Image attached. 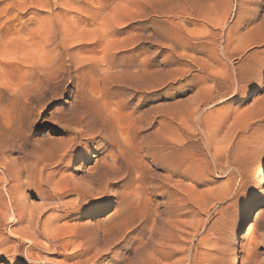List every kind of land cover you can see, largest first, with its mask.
I'll use <instances>...</instances> for the list:
<instances>
[{
	"label": "rangeland",
	"instance_id": "374dc122",
	"mask_svg": "<svg viewBox=\"0 0 264 264\" xmlns=\"http://www.w3.org/2000/svg\"><path fill=\"white\" fill-rule=\"evenodd\" d=\"M35 1L30 0L36 4ZM127 1L130 6L145 12L144 14L147 15L143 14L142 24L145 25L143 29L136 28L139 22L134 20L122 26V31L133 30L132 33L137 31V33H143L144 38L134 48L131 46L112 47L111 56L124 61L143 59L142 62H144L147 70L156 69V65H159L161 60L166 61L164 64L165 74L169 72L167 75L170 76L171 74V77L176 79L161 89L130 91L129 96L125 98L120 94L121 90L118 87H108L101 80L102 70L105 67L104 52L101 51L105 48L102 45L103 42H89L92 44H89L88 48H82V51H79L78 56L86 59L83 63L72 61L65 55L61 62L53 67L55 69L52 67L47 70L36 68L50 56L52 47L50 45L51 40H47L51 35L47 33L48 30L44 24L50 20L57 21L56 29L58 31H56L59 36L63 35L64 24H67L69 19L76 14L75 11H70L69 14L66 11L64 13L60 10L66 9V7L55 4V1L51 0L53 13L46 10L45 7L35 5L19 12L14 10L6 19L1 11L5 3L4 0H0V264H78L75 262H82L83 260L85 263L93 257H95V259L93 258L95 261L90 259L91 263L88 260L89 262L85 264H175V262L176 264H212L211 261L213 262V260V264H229V259L233 254L237 257L238 264H264V188H260L258 183L261 163L264 161V86L259 84L260 73L255 79V84L246 81L241 82V85H246V88L239 95L212 103L214 106L210 104L208 107L202 106L201 108L204 109L205 113L214 112L213 120L217 119L216 123L218 124L221 123L219 118L225 119L230 116L233 117H230V120L240 122L243 119L244 122H249V129L244 130L238 137L240 139L239 144L242 143L243 145L233 147L235 150L230 149V161L227 160L226 162L225 158L222 157L219 159L220 162L216 168L213 165L210 167V163L206 166L207 168L202 169L197 165L193 171L191 170L193 180L187 178L184 181L185 188L190 187V189L185 190L183 188V190L181 188V191L178 189L179 192L175 190L174 197H168V193H162V195L160 193L159 195L153 188L163 173L151 158V152L157 145L156 137L161 130L160 127H162L159 108L164 105L167 106L174 98L180 101L179 103H182L183 107H188L194 96L200 91L198 87H210L216 84L211 77L212 75L227 78L231 74L232 66L230 68V65L232 63L222 54L224 49L235 52L236 48L237 50L246 48L245 52L240 54L241 56L234 55L232 57L235 66L243 63L254 64L253 68L255 69L257 68L255 67L257 61L264 59V36L261 35L264 26V0ZM2 3L4 4L2 5ZM152 9L158 10L160 15H153ZM60 12L62 15L57 16L56 14ZM55 17L58 18L55 19ZM14 26L23 27V30L14 33V35L8 34L6 36V31ZM90 28L93 29L94 27L90 26ZM167 31L172 35L168 34ZM151 32L156 33V36H152ZM123 36V34L112 35L110 40H119ZM187 37L189 40L186 42ZM194 37L201 39L194 43ZM242 42H246V44ZM191 47H195V49ZM193 55L195 56L193 57ZM250 59L253 61L252 63L249 62ZM206 62L210 64L207 63L206 65ZM199 63L204 66L200 65L201 67H199ZM180 66L184 67L181 68ZM248 66L250 67V65ZM259 66L257 71L264 70V61L260 62ZM180 69L184 72H181ZM77 89H81L85 101L99 108L98 111L103 115H106L103 108L104 104L110 103L112 105L110 109L118 113L119 122L122 125H134L139 118L145 125L142 138L136 135L132 125L123 133L114 130V134L117 132L116 135L119 136L115 135V138L121 142L119 143L116 139L122 152L125 153V159L143 160L146 171L145 185L141 182L132 184L129 181L127 184L122 181L119 185L121 189L122 186L125 188L123 193L126 195L124 196L125 200L121 199L120 203L119 199H115L112 195V200L108 201L105 208L90 204L89 200H86V207L78 210L79 207L72 205L76 203L75 193L66 192L67 195L63 194L64 199H62L67 205H62V200L53 196L54 180L67 175L71 179L70 181L77 185L76 187L80 189L90 188V197L97 198L98 201L103 200L100 197H95L93 192L97 193L104 182L92 183L89 180V183L91 182L89 185L84 183L85 180L89 179L86 172L91 164L85 163V165L77 167L85 155L79 149L74 150L71 147H68L67 151H63L73 133L69 131L60 132L61 128L68 126L69 123L72 124V128L78 126L76 120L67 121L64 118L70 113L68 111H71L70 105ZM40 117L41 119H39ZM86 142L85 144L88 145L86 160L89 158V161H94V157H91L93 154H97L99 157L109 151L101 150L102 141L99 138H95L92 143ZM224 146H226V142H221L218 137L214 141L212 140L210 149L213 147L211 151L217 149L219 153L220 150H224ZM63 152L65 159L70 157L69 161L59 163L58 154ZM196 152L207 154L199 147ZM208 158L210 159V155ZM136 175L138 176V174L133 173L134 177ZM39 176H41L40 179ZM229 183L232 184H230L232 190L228 186ZM168 188L171 192V187L168 186ZM110 192H112V186L105 189L106 195H109ZM172 192L174 193V189ZM40 194H43V198L40 197ZM186 195L188 197L187 203H180ZM53 198L55 202H53ZM170 198L179 201L180 205L179 208L175 207L177 212L174 210L175 215L172 221V218H169L170 213L167 208L169 203L167 201ZM50 200L52 201L50 202ZM52 202L53 205H51ZM38 203L41 205L39 206ZM19 204L20 207H16ZM10 205L13 210L16 209V212L14 210L16 216L13 219L9 216ZM116 206L117 209H115ZM138 208L140 209L138 210ZM95 211H99V213L96 215L94 214ZM257 213L258 215H256ZM51 214H54L55 217ZM47 216H52L50 219L54 223V230L50 228L44 231L43 224L51 221L49 217L47 219ZM39 217L40 220L44 219L39 221ZM31 219H38L39 229L37 228L35 232L30 230ZM54 219L59 220L57 221L59 224L56 221L53 222ZM122 220L123 222H120ZM250 221L253 222V226L250 233H247L245 228ZM57 224L59 226L61 224V226L59 227ZM77 224H90L92 226L90 230L93 233L84 227H79L80 234L75 232ZM161 230L163 231L161 232ZM169 230L171 231L169 232L170 235L166 233ZM17 231L27 236L28 239L19 237ZM122 231H124V235ZM30 238L33 240L32 245L29 241ZM57 238L58 240L61 238V242L64 238L65 241L58 243L60 240L58 241ZM165 238L169 240L165 241L167 245L164 243L162 246L163 244L160 243ZM87 241L88 243L91 241L90 245L85 244ZM50 242L54 243L56 247ZM100 243L102 244L100 245ZM109 243L110 247L105 246H109ZM246 243L248 244L246 245ZM60 244L61 246H59ZM48 247L51 250L46 249ZM151 251H158L159 253ZM96 253H100L99 256H95ZM176 259L179 261L177 262ZM83 262L82 264H84Z\"/></svg>",
	"mask_w": 264,
	"mask_h": 264
},
{
	"label": "bare ground",
	"instance_id": "6f19581e",
	"mask_svg": "<svg viewBox=\"0 0 264 264\" xmlns=\"http://www.w3.org/2000/svg\"><path fill=\"white\" fill-rule=\"evenodd\" d=\"M55 4L61 5V6H65L66 9H61L60 11H63L64 13H68L70 11H75L76 14L69 19L70 21H68L67 24H64V29L63 35H58L57 33V29H56V22L54 20H50L48 22H46L44 24V26L47 28L48 30V34L51 35V37H49L47 40H51V49H50V56L48 58H46L45 60L42 61V63L40 64V66H37V69H41V70H47L49 68H53L54 66L58 65L61 60L62 57H64L65 55L68 57V59H71L72 61H76V62H84L86 61V59H82L78 56L79 51L82 48H88L89 42H103L102 45L105 47L104 50H101L104 52L103 54V60L105 62V67L102 70V78L101 80L106 83V85L108 87H118L121 91L120 94H122L125 98H127L130 94V91H134V92H140L142 90H146V89H153V88H157V89H161L164 86L168 85L169 83H172L173 81H175V77H171L165 74L164 71V61H160L159 65H156V69H152V70H147V68L145 67V64L143 61V59H137V60H119V59H115L114 56H111V52L110 50H112L114 47H125V46H131L132 48L135 47V45L138 44V42L141 41V39H143L144 37L142 36L143 33H140L136 31V33H132L131 30L129 31H122L123 29L121 28L122 26H124L126 23L131 22V21H138L139 24L136 28L138 29H143V27L145 25L142 24V19L144 17L145 12H142L140 10H137V8H134L132 6H130V3L127 0H122L123 2L126 3H121L120 0H54ZM111 1V2H110ZM36 4H34L33 2H30V0H4V3H2V5L4 4L3 9L1 10L2 13L5 15L6 19L8 18L9 14L11 12H13L14 10H17L18 12L20 10L23 9H30L35 5H39L41 7H45L46 10H49L50 12H52V4H51V0H36L35 1ZM95 3V4H93ZM93 5V6H92ZM194 5V4H193ZM192 6V5H191ZM190 7V6H189ZM54 8V7H53ZM193 8V6H192ZM187 9V6H186ZM37 10V9H36ZM161 10V9H160ZM66 11V12H65ZM153 15H160L158 10L152 9L151 10ZM190 11V10H189ZM32 12V11H31ZM162 12V11H161ZM167 12V11H166ZM186 12V11H185ZM191 12V11H190ZM196 12V11H195ZM53 13V12H52ZM17 15V13H14ZM13 14V15H14ZM56 14V13H55ZM144 14V15H143ZM178 14V13H177ZM57 16L62 15V13H58L56 14ZM179 15V14H178ZM185 15V14H184ZM199 15V13H198ZM49 16V15H48ZM187 16V15H186ZM16 17V16H15ZM64 17V16H62ZM181 17V16H180ZM53 18V17H52ZM58 18V17H57ZM55 17V19H57ZM16 19V18H15ZM54 19V18H53ZM19 20V19H18ZM204 20V19H203ZM261 23V20H260ZM40 24V23H39ZM173 25V24H172ZM259 25V24H258ZM263 25V24H262ZM40 26V25H39ZM90 26H93L94 28L91 29ZM164 26V25H163ZM171 26V25H170ZM257 26V25H256ZM173 27V26H171ZM179 27V26H178ZM261 27V26H260ZM168 29V28H167ZM166 29V30H167ZM263 31L261 32V35L264 36V26L262 27ZM261 29V30H262ZM23 30V27L17 28L16 26L11 27L8 31H6V36H8V34H13L14 33H19ZM26 30V29H25ZM57 30V31H56ZM159 30V29H158ZM165 30V29H164ZM170 30V28L168 29ZM259 30V29H257ZM260 30V31H261ZM172 31V30H170ZM253 31V30H252ZM27 32H29L27 30ZM154 32V31H153ZM162 32V31H161ZM168 32V31H167ZM125 33V34H124ZM152 33V32H151ZM170 32H168L169 34ZM124 35L121 39L119 40H110V37L113 35ZM149 34V33H148ZM171 34V33H170ZM174 34V33H173ZM31 35V34H30ZM156 36V33H152V36ZM172 35V34H171ZM219 35V34H218ZM23 36V35H22ZM170 36V35H169ZM178 36V35H177ZM11 37V36H10ZM15 37V36H14ZM182 37V36H181ZM5 38V37H4ZM260 38V37H259ZM201 38L200 37H194L193 38V42H199ZM7 40V39H6ZM175 40V39H174ZM184 40V39H182ZM189 40V37H187V39L185 40L186 42ZM230 40V39H229ZM209 41V40H208ZM231 41V40H230ZM243 41V40H242ZM262 41V40H261ZM260 41V42H261ZM193 43V44H194ZM245 43L246 42H242ZM262 43V42H261ZM123 44V45H121ZM192 44V43H191ZM259 44V43H258ZM257 44V45H258ZM188 45V44H187ZM199 45V44H198ZM227 45V44H226ZM240 45V44H239ZM175 46V45H174ZM223 46V45H222ZM249 46V45H248ZM92 47V46H91ZM113 47V48H112ZM196 47V46H195ZM195 47H191L193 49H195ZM230 47V44H229ZM233 47V46H232ZM241 47V46H240ZM102 48V47H101ZM138 48V47H137ZM143 48V47H142ZM189 49V48H188ZM197 49V48H196ZM174 50V49H173ZM187 50V49H186ZM204 50V49H203ZM217 50V49H216ZM239 50V49H238ZM235 50V52H231L227 49H224L222 54L224 55V57L227 60H230L232 65H230L231 68V74L228 75L227 78H220L217 76H211L214 80L215 85L214 86H210V87H202L203 88H199L200 91H196L198 92L196 94V96H194L193 100L191 101V104H189L188 107H183L182 103L180 104L177 99L174 98V100L172 99V101H170V103H168L167 106H162L159 108V112H160V117H161V125L162 127H160V132L158 134V136L156 137V142L157 145L155 146V149L153 152H151V158H153L152 160H154V162L157 164V167L159 166V169L161 170V172L163 173L161 175V179L158 180L159 182L154 185L153 188H155L156 192H158V194L162 195V193H168L169 195H167L168 197L173 196V194L175 195V192L181 191L183 188L186 187V185L184 184L185 179L187 178H192L193 180V176H192V171L193 168L196 167L197 165L200 166V168H207L206 166L210 163V167L213 165L215 168L218 166V163L220 162L219 159L224 157L227 162V160H229V152L230 149L240 145L242 143L239 144V135H241V133L244 130L249 129V122L246 121L244 122L243 119L239 121L236 120H230L229 118L231 117H226L225 119H220L219 118V122H221L220 124L216 123V120H213L214 118V112L211 113H205L204 109H201L202 106L208 107V105L215 103V102H220L224 99H227L231 96H236L239 95L240 93H242L244 91V89L246 88L245 86L241 85V82L246 81V82H252L253 80L256 79L257 75L260 73L258 68L260 67V62L264 61L263 60H258L257 64H255L257 68H253L254 64H238L237 66H235L234 61L232 60L234 55H240L241 53L245 52L244 50H246V48H242L239 51ZM248 50V49H247ZM82 51V50H81ZM119 51V49H118ZM194 51V50H193ZM257 51V50H256ZM117 52V50H116ZM145 52V51H144ZM206 52V51H205ZM218 53V51H216ZM254 52V51H253ZM101 53V52H100ZM180 53V52H179ZM207 53V52H206ZM264 53V52H263ZM155 54V53H154ZM173 54V53H172ZM248 54V53H247ZM116 55V53H115ZM216 55V54H215ZM222 55V56H223ZM246 55V53H245ZM184 56V55H183ZM195 55H193L194 57ZM241 56V55H240ZM244 56V55H243ZM247 56V55H246ZM102 57V56H101ZM100 57V58H101ZM198 57V56H197ZM217 57V56H216ZM219 58H221L218 55ZM217 57V58H218ZM238 57V56H236ZM245 57V56H244ZM164 58V57H163ZM168 58V57H167ZM186 58V57H185ZM209 58V57H208ZM218 58V59H219ZM235 58V57H234ZM243 58V57H242ZM246 58V57H245ZM191 59V58H190ZM217 59V60H218ZM240 59V58H239ZM238 59V61H239ZM66 60V58H65ZM164 60V59H163ZM216 63L220 60L217 61ZM235 60V59H234ZM245 60V59H244ZM10 61V60H8ZM229 61V62H230ZM248 61V60H247ZM256 61V60H255ZM7 62V61H6ZM69 62V61H68ZM168 62V61H167ZM202 62V61H201ZM200 62V63H201ZM204 62V61H203ZM250 63H252L253 61H251V59L249 60ZM95 63V62H94ZM158 63V62H157ZM185 63V62H184ZM183 63V64H184ZM198 64L199 67L204 66L201 64ZM210 64L209 62H206V65ZM255 63V62H254ZM63 64V62H62ZM76 64V63H75ZM74 64V65H75ZM181 64V63H179ZM218 64V63H217ZM65 65V64H64ZM182 65V64H181ZM201 65V66H200ZM247 65V66H246ZM250 65V67L248 66ZM258 65V66H257ZM62 66V65H61ZM77 66V65H75ZM169 66V65H168ZM172 66V65H171ZM181 67V66H180ZM184 67V66H183ZM181 67V68H183ZM208 67V66H207ZM154 68V67H153ZM206 68V67H205ZM204 68V69H205ZM55 69V68H53ZM173 69V68H172ZM189 69V68H188ZM203 69V70H204ZM208 69V68H206ZM228 69V68H227ZM257 69V70H256ZM261 69V68H260ZM75 70V69H74ZM101 70V69H100ZM200 70V68H199ZM39 71V70H38ZM55 72V70H53ZM176 71V70H175ZM181 72L182 69H180ZM227 71V70H226ZM167 72V71H166ZM228 72V71H227ZM62 73V72H61ZM174 73V72H173ZM180 73V72H177ZM210 74L212 72H209ZM48 74V73H47ZM63 74V73H62ZM44 75V74H43ZM54 75V74H53ZM1 76V75H0ZM174 76V75H172ZM44 77V76H43ZM199 77V76H198ZM46 78V77H45ZM203 78V77H202ZM211 78V79H212ZM22 79V78H21ZM48 79V78H47ZM180 79V78H179ZM29 81V80H27ZM198 81V80H197ZM204 81V80H203ZM80 83V82H79ZM81 84V83H80ZM260 84V83H259ZM175 85V84H174ZM199 85V84H198ZM79 85H77L78 87ZM200 86V85H199ZM31 87V86H30ZM37 88V87H36ZM79 88V87H78ZM107 88V87H106ZM190 88V87H189ZM21 89V88H20ZM3 90V89H2ZM36 90V89H35ZM247 91V90H246ZM3 93V92H2ZM74 99L70 105V110L68 111L70 113H68L67 115H65V119L70 120H76V125L78 126H74L76 128H72V124L69 123L68 126L62 127L60 132H72V137L70 139H68L67 142V147L63 150L64 152L67 151L68 147L73 148L74 150L79 149V151H81L85 156H83L80 165L77 167H80L81 165H85V163L87 164H91V165H87L88 166V171L86 172L87 175V180L84 181L85 184L89 185L91 182L92 183H96V182H104L103 186H100L99 191L97 193H94V196L96 197H100L103 200L98 201L99 199L97 198H93L90 197V191L88 188H78L76 187L77 185H74L72 183V181H70L71 179L69 178V176L67 175H63L61 177H58V179L56 177L54 180V194L53 196L55 198H58L59 200H62V205H67L66 202H64L65 200H63L64 195L66 194V192H70V193H75L76 194V203L72 204L74 207H79L78 210L83 209V207L85 206V201L89 200L90 204L93 205H100L102 208H105L108 204V201L112 200V195L114 196V198H118L119 201L121 199H124V195L123 193L125 192V188L124 186H122L121 189V184L122 181L124 182H129L131 181L132 184L135 182H141L145 185V179H146V171H145V164L143 162L142 159L140 160H132V159H125L124 154L121 150V148L118 145V142H120V140L118 141L117 138H115L116 133L114 134V130L118 131L119 133H123L126 129L129 128L130 125L127 124V126L122 125L119 122V115L117 112H115V110L110 109L111 108V104L110 103H105L104 104V113L106 112V115L100 113V111H98L99 108H96L94 105L89 104L88 102L85 101V98L83 96V91L81 89H77L76 92H74ZM229 95V96H228ZM192 97V96H190ZM191 100V99H190ZM165 102V101H164ZM255 102V101H254ZM253 102V103H254ZM257 102V101H256ZM68 103V102H67ZM188 103V102H187ZM160 105V104H159ZM213 105V104H212ZM211 105V106H212ZM260 105V104H259ZM154 106V105H153ZM214 106V105H213ZM254 107V106H253ZM150 108V107H149ZM102 109V108H100ZM69 110V109H68ZM225 110V109H224ZM256 110V109H255ZM65 112V111H64ZM231 112V110H230ZM229 112V113H230ZM147 113V112H146ZM232 113V112H231ZM236 113V112H235ZM63 114V113H62ZM159 114V113H158ZM234 114V113H233ZM241 114V113H240ZM154 115V114H153ZM263 115V114H262ZM64 116V115H63ZM238 116V115H237ZM62 117V116H61ZM218 117V116H216ZM258 117V116H256ZM260 117V116H259ZM233 118V117H231ZM63 119V118H62ZM160 119V118H159ZM250 119V118H249ZM259 119V118H258ZM72 120V121H73ZM248 120V119H247ZM215 121V122H214ZM66 122V121H65ZM71 122V121H70ZM74 122V121H73ZM158 123V122H157ZM144 122L141 121V119H138V122L134 125H132V127H134L135 131H136V135L140 136L141 138L143 137V131H144ZM251 127V126H250ZM64 129V130H62ZM252 129V128H251ZM247 132V131H246ZM65 133V132H64ZM246 134V133H245ZM3 135V134H2ZM117 137L118 134L116 135ZM250 136V135H249ZM219 140H221V142L223 141L226 142V146H224V150L218 153V150L216 149L215 151H211V149L213 147H211L210 149V145L212 143V140L214 141V139L218 138ZM3 138V137H2ZM8 138V137H7ZM95 138H99V140L102 141L101 143V150L102 151H107L101 159H99V156L96 155H92L91 157H94V161H89V158L86 160L87 158V148L88 145L85 144L87 143L86 141H88L89 143H92ZM134 138V137H133ZM214 138V139H213ZM58 139V138H57ZM117 139V141H116ZM120 139V138H119ZM65 140V138H64ZM98 140V139H97ZM155 140V139H154ZM141 141V140H140ZM144 141V140H143ZM6 142V141H5ZM64 142V141H63ZM155 142V141H154ZM4 143V142H3ZM140 144V143H139ZM98 145V144H97ZM153 145V144H152ZM216 145V144H214ZM243 145V144H242ZM240 145V146H242ZM245 145V144H244ZM4 146V145H3ZM38 146V145H37ZM61 146V145H60ZM223 146V144H222ZM239 146V148H240ZM5 147V146H4ZM41 147V146H40ZM49 147V146H48ZM99 147V146H98ZM137 147V146H136ZM202 148V150H204L207 154H203L202 152H200V154H198L196 151L197 149ZM42 148V147H41ZM50 148V147H49ZM139 148V147H138ZM152 148V147H151ZM218 148V146H217ZM238 148V149H239ZM242 148V147H241ZM10 149V148H9ZM35 149V148H34ZM130 149V148H129ZM142 149V148H141ZM215 149V148H214ZM234 149V148H233ZM132 150V149H131ZM135 150V149H134ZM235 150V149H234ZM240 150V149H239ZM3 151V150H2ZM51 151V150H50ZM62 151V150H61ZM64 152L63 153H59L58 154V161H60L59 163L65 162V161H69V156L67 157L68 159H65L64 156ZM241 152V151H240ZM49 153V152H47ZM202 153V154H201ZM259 153V152H258ZM258 153H256V155H258ZM103 154V153H102ZM232 154V153H231ZM31 155V154H30ZM52 155V152H51ZM210 155V159L208 158V156ZM238 155V154H237ZM46 156V154H45ZM146 156V155H145ZM42 157V156H41ZM150 157V156H149ZM142 158V157H141ZM222 160V159H221ZM230 161V160H229ZM235 161V160H234ZM3 162V161H2ZM55 162V161H54ZM66 163V162H65ZM47 164V163H46ZM230 167L231 164H229ZM44 166V164H43ZM46 166V165H45ZM228 166V165H227ZM238 166V165H237ZM41 167V166H40ZM76 167V168H77ZM43 168V167H42ZM238 168V167H237ZM66 169V168H65ZM87 169V167H86ZM149 169V167H148ZM229 169V168H228ZM15 170V169H14ZM48 170V169H47ZM192 170V171H191ZM207 170V169H206ZM239 170V169H238ZM49 171V170H48ZM151 171V170H150ZM160 172V173H161ZM15 173V172H14ZM133 173L138 174V176L136 175V177L133 176ZM232 173V172H231ZM18 174V172H17ZM70 174V173H69ZM85 174V173H83ZM40 175V174H39ZM48 176V174H46ZM19 176V175H18ZM42 176V175H41ZM39 176V179L40 177ZM56 176V175H55ZM72 176V175H71ZM236 176V175H235ZM46 177V176H45ZM53 177V176H52ZM83 179V178H82ZM84 180V179H83ZM82 180V181H83ZM89 180H91V182L89 183ZM230 181V180H229ZM228 181V182H229ZM150 182V181H149ZM156 182V181H155ZM187 182V181H186ZM236 182V181H235ZM44 183V181H43ZM147 183V182H146ZM233 183V182H232ZM259 184H264V161L261 163V169H260V177H259ZM120 184V185H119ZM128 184V183H127ZM138 184V183H136ZM142 184V185H143ZM228 184V183H227ZM231 183H229L228 186H230L231 188ZM18 185V184H17ZM23 185V184H22ZM94 185V184H93ZM188 185V184H187ZM233 185L235 186V184L233 183ZM112 186V192H110L109 195H106L105 193V189H107V187ZM149 186V185H148ZM169 187H171V192L169 190ZM146 187V186H145ZM182 188V189H181ZM143 189V188H142ZM172 189H174V193L172 192ZM181 189V190H180ZM190 189V187L188 188ZM185 188V190H188ZM228 189V188H226ZM225 189V192H226ZM233 188H231L232 190ZM92 190V189H91ZM148 190V189H145ZM176 190V191H175ZM184 190V189H183ZM132 191V190H131ZM141 191V190H140ZM178 191V192H179ZM228 191V190H227ZM15 192V191H14ZM96 192V191H95ZM127 192V191H126ZM144 192V191H143ZM142 192V193H143ZM18 193V190H17ZM26 193V192H25ZM43 193V192H42ZM46 193V192H45ZM131 193V192H130ZM145 193V192H144ZM5 194V192H4ZM19 194V193H18ZM129 194V193H128ZM224 194V193H223ZM222 194V195H223ZM228 194V193H227ZM226 194V195H227ZM43 194H40V197ZM67 195V194H66ZM65 195V196H66ZM147 195V193H146ZM225 195V196H226ZM47 196V195H46ZM75 196V195H74ZM73 196V197H74ZM132 196V195H131ZM130 196V197H131ZM1 197V196H0ZM45 197V196H44ZM165 197V196H164ZM174 197V196H173ZM43 198V196L41 197ZM47 198V197H46ZM44 198V199H46ZM52 198V195H51ZM50 198V199H51ZM63 198V199H62ZM142 198V197H141ZM57 199V201H58ZM75 199V198H73ZM43 200V199H41ZM47 200V199H46ZM45 200V201H46ZM125 200V199H124ZM175 199H169L167 202H169L167 204V208L169 211V218L171 217V221L174 219V212L176 211L175 207L179 208V201H174ZM52 200H50L51 202ZM73 201V200H72ZM118 201V202H119ZM146 201V200H145ZM188 201V197L187 195L183 198V201L180 203H187ZM12 202V201H11ZM44 202V200H43ZM53 202H55L54 198H53ZM53 202L51 203V205H53ZM60 202V201H59ZM151 202V201H150ZM18 204V202H16ZM41 203V202H40ZM39 204V206L42 204ZM121 203V201H120ZM127 203V202H126ZM146 203V202H145ZM58 204V203H56ZM55 204V205H56ZM129 204V203H127ZM147 204V203H146ZM156 204V203H155ZM35 205V204H34ZM50 205V203H49ZM61 205V203H60ZM71 205V204H69ZM71 205V206H72ZM72 206V207H73ZM118 206V205H117ZM117 206L115 207V209H117ZM125 206V205H124ZM147 206V205H144ZM155 206V205H154ZM182 206V205H181ZM16 207H20L16 205ZM15 207V208H16ZM23 207V205H22ZM38 208V206H36ZM35 207V208H36ZM59 207V206H58ZM62 207V206H61ZM65 207V206H64ZM68 207V206H66ZM142 207V206H141ZM184 207V206H183ZM46 208V207H45ZM56 208V207H55ZM146 208V207H145ZM39 209V208H38ZM60 209V208H59ZM73 209V208H72ZM75 209V208H74ZM131 209V208H130ZM140 208H138L139 210ZM150 209V208H149ZM16 212V209H14ZM13 210V207L10 205V214L9 216L13 219L16 214ZM44 210V209H43ZM42 210V211H43ZM58 210V209H57ZM175 210V211H174ZM42 211H40L42 213ZM77 211V210H76ZM82 211V210H81ZM100 211V210H99ZM99 211H95L94 214L97 215V213H99ZM118 211V210H117ZM116 211V213H117ZM135 211V210H133ZM145 211V209H144ZM143 211V212H144ZM147 211V210H146ZM155 211V210H154ZM179 211V210H178ZM28 212V211H27ZM39 212V211H38ZM54 212V211H53ZM79 212V211H78ZM115 212V211H114ZM177 212V211H176ZM40 213V214H41ZM47 213V212H45ZM52 213V212H51ZM137 213V212H136ZM140 213V212H138ZM259 213V212H258ZM258 213L256 215H258ZM27 214V213H26ZM36 214V213H35ZM114 214V213H113ZM143 215L145 213H142ZM161 214V213H160ZM187 214V213H186ZM52 215V214H51ZM54 215V214H53ZM52 215V216H53ZM96 215L94 216V219L96 217ZM123 215V214H122ZM141 215V216H143ZM146 215V214H145ZM164 215V214H163ZM26 216V215H25ZM52 216H47V219L49 217V220L51 221H47V224H43V229L44 231H46V229H52L54 230L55 228L53 227L52 223V219H50V217L52 218ZM114 216V215H113ZM119 216V215H118ZM121 216V215H120ZM126 216V215H125ZM132 216V215H131ZM148 216V215H147ZM27 217V216H26ZM44 218H46L43 215ZM55 217V215H54ZM53 217V218H54ZM134 217V215H133ZM139 217V216H138ZM152 217V216H151ZM150 217V218H151ZM156 217V216H155ZM160 217V215H159ZM176 217V216H175ZM42 218V219H44ZM58 218V217H57ZM118 218V217H117ZM146 218V217H145ZM168 218V220H169ZM23 219V218H22ZM39 221L40 217L38 218ZM38 219H31L30 220V230L32 232H35L36 229L39 225L38 223ZM109 219V218H108ZM121 219V218H120ZM123 219V218H122ZM131 219V218H130ZM137 219V218H136ZM167 219V218H166ZM178 219V218H177ZM16 220V219H15ZM46 220V219H45ZM65 220V219H64ZM56 221L55 219L53 220V222ZM59 221V220H57ZM56 221V222H57ZM84 221V220H83ZM166 221V220H165ZM63 222V221H62ZM79 222V221H78ZM77 222V223H78ZM87 222V221H86ZM117 222V221H116ZM119 222V221H118ZM120 222H123L120 221ZM119 222V223H120ZM130 222V220H129ZM169 222V221H168ZM184 222V221H183ZM14 223V221H13ZM58 223V222H57ZM89 223V222H88ZM151 223V222H149ZM167 223V222H166ZM182 223V222H181ZM59 224V223H58ZM57 224V225H58ZM76 224V223H75ZM153 224V223H152ZM159 224V223H158ZM184 224V223H182ZM121 225H124L123 223H121ZM59 226V225H58ZM61 226V224H60ZM59 226V227H60ZM111 226V225H110ZM131 226V225H130ZM149 226V225H148ZM166 226V225H165ZM253 226V222L250 221L246 224V228L245 230L247 231V233H250V229H252L251 227ZM79 227H84L85 229H91V225L90 224H84V225H79L77 224V226L75 227V232H79V234L81 233ZM117 227V226H116ZM123 227V226H122ZM161 227V226H160ZM177 227V226H176ZM175 227V228H176ZM182 227V226H180ZM96 228V227H95ZM99 228V227H98ZM112 228V227H111ZM118 228V227H117ZM128 228V227H127ZM130 228V227H129ZM179 228V227H178ZM120 229H122L120 227ZM119 229V230H120ZM84 230V229H83ZM105 230V229H104ZM123 230V229H122ZM164 230V228H163ZM161 230V232L163 231ZM171 230V229H170ZM168 231L166 233L169 234ZM85 231V230H84ZM88 231V230H87ZM92 230H90L89 232H91ZM99 231V230H98ZM108 231V230H107ZM115 231V230H114ZM126 231V229H125ZM144 231V230H143ZM142 231V232H143ZM176 231V230H175ZM174 231V232H175ZM124 231H122V234ZM264 232V231H263ZM39 233V232H38ZM41 233V232H40ZM83 233V232H82ZM87 233V232H86ZM93 233V231L91 232ZM91 233H89L91 235ZM120 235V232H118ZM177 233V232H176ZM179 233V232H178ZM17 234L19 237L21 238H27V236H24L22 233H20L19 231H17ZM42 234V233H41ZM88 234V233H87ZM111 234V233H110ZM109 234V236H110ZM113 234V233H112ZM121 234V235H122ZM126 234V232H125ZM133 234V233H132ZM154 235V233H152ZM161 234V233H160ZM16 235V233H15ZM106 235V234H105ZM143 235V234H142ZM162 235V234H161ZM160 235V236H161ZM170 235V234H169ZM40 236V235H39ZM113 237V235H111ZM115 236V235H114ZM157 236V235H156ZM165 236V235H164ZM177 236V235H176ZM43 237V236H42ZM46 237V236H45ZM86 238V236H84ZM89 237V236H88ZM91 237V236H90ZM111 237V238H112ZM120 237V236H119ZM167 237V236H166ZM174 237V235H173ZM67 238V237H66ZM65 238V239H66ZM81 238V237H80ZM110 238V240H111ZM140 238V237H139ZM142 238V237H141ZM152 238V237H151ZM154 238V237H153ZM170 238V237H169ZM176 238V237H175ZM174 238V239H175ZM28 239V238H27ZM47 239V237H46ZM50 239V238H49ZM61 239V238H60ZM59 239V240H60ZM82 239V238H81ZM91 239V238H90ZM93 239V238H92ZM109 239V238H108ZM115 239V238H114ZM118 239V238H117ZM148 239V237H147ZM166 239V240H165ZM164 240H162L163 242L160 243L162 246H164L165 241H168L167 238H165ZM44 240V239H43ZM58 240V238H57ZM57 240H55L57 242ZM58 240V241H59ZM64 238L62 239L63 242ZM87 240V238H86ZM107 240V239H106ZM116 240V239H115ZM156 240V238H155ZM172 240V239H171ZM264 240V239H263ZM28 241V240H27ZM30 243L32 245L33 240L30 238ZM54 241V240H53ZM65 241V240H64ZM84 241V239H83ZM109 241V240H107ZM117 241V240H116ZM125 241V240H124ZM141 241V240H140ZM61 240L58 243H62ZM115 242V241H114ZM39 243V242H38ZM51 243V242H50ZM91 243V241L89 242ZM88 241L85 244H89ZM110 243L112 244V242L110 241ZM110 243L109 246L105 245L107 247H110ZM141 243V242H140ZM150 243V242H149ZM155 243V242H154ZM167 243V242H166ZM165 243V244H166ZM170 243V242H169ZM37 244V243H36ZM52 244V243H51ZM57 244V243H56ZM102 243H100L101 245ZM147 244V243H146ZM248 243H246L247 245ZM256 244V243H255ZM52 245H54L56 247V245L53 243ZM58 245V244H57ZM90 245V244H89ZM142 245V244H141ZM167 245V244H166ZM245 245V246H246ZM39 246V245H38ZM61 246V244L59 245ZM99 246V245H98ZM139 246V245H138ZM144 246V245H143ZM142 246V247H143ZM153 246V245H152ZM42 247V246H41ZM40 247V248H41ZM53 247V246H52ZM53 247V248H55ZM64 247V246H63ZM88 247V246H87ZM86 247V249H87ZM90 247V246H89ZM145 247V246H144ZM44 248V247H43ZM61 248V247H60ZM85 248V247H84ZM147 248V247H146ZM165 248V247H164ZM168 248V247H167ZM166 248V249H167ZM46 249H50L49 247ZM113 249V248H112ZM144 249V248H143ZM140 249V250H143ZM154 249V248H152ZM158 249V248H157ZM247 249V248H246ZM51 250V249H50ZM61 250V249H60ZM94 250V249H93ZM145 250V249H144ZM160 250V249H159ZM169 250V248H168ZM248 250V249H247ZM63 251V250H62ZM90 251V250H89ZM88 251V253H89ZM109 251V250H108ZM139 251V249H138ZM14 252V251H13ZM43 252V251H42ZM103 252V251H102ZM106 252V251H105ZM141 252V251H140ZM144 252V251H143ZM153 252V251H151ZM150 252V255L152 256ZM162 252V251H161ZM82 253V252H81ZM101 253V252H100ZM100 253H96L95 256H99ZM153 253H159L158 251L153 252ZM14 254V253H13ZM33 254V253H32ZM83 255V254H81ZM148 255V254H146ZM145 255V257H146ZM77 256V255H76ZM85 256V254H84ZM91 256V255H90ZM149 256V255H148ZM158 256V255H157ZM160 256V255H159ZM253 256V255H252ZM250 256V257H252ZM93 257V256H92ZM103 257V256H102ZM142 257V256H141ZM83 258V257H82ZM95 259V257H93ZM90 258V259H93ZM151 258V257H150ZM169 258V257H168ZM248 258V257H247ZM49 259V258H48ZM77 259V258H76ZM80 259V258H79ZM88 259L87 262L85 263H91V260ZM93 259V261H95ZM144 259V258H143ZM146 259V258H145ZM154 259V258H153ZM157 259V258H156ZM155 259V260H156ZM255 259V258H254ZM41 260V259H40ZM36 261V260H35ZM177 261V259H176ZM179 261V260H178ZM177 261V262H178ZM255 261V260H254ZM48 262V261H47ZM83 262V260H82ZM82 262L78 261L75 263L78 264H82ZM256 262V261H255ZM260 262V261H259ZM263 262V261H262ZM84 263V262H83ZM84 263V264H85ZM139 263V260H138ZM142 263V262H141ZM146 263V262H145ZM149 263V261H148ZM211 263H214L211 261ZM254 263V262H253ZM3 264V263H2ZM107 264V263H106ZM176 264V262H175ZM179 264V263H178ZM229 264H238V259L237 257L233 254L230 259H229Z\"/></svg>",
	"mask_w": 264,
	"mask_h": 264
},
{
	"label": "snow or ice",
	"instance_id": "6c2138e0",
	"mask_svg": "<svg viewBox=\"0 0 264 264\" xmlns=\"http://www.w3.org/2000/svg\"><path fill=\"white\" fill-rule=\"evenodd\" d=\"M259 80L261 86H264V70L260 71ZM252 84H255V80L252 81ZM39 119H41V117ZM260 188H264V184H260Z\"/></svg>",
	"mask_w": 264,
	"mask_h": 264
},
{
	"label": "built area",
	"instance_id": "2783aa9c",
	"mask_svg": "<svg viewBox=\"0 0 264 264\" xmlns=\"http://www.w3.org/2000/svg\"><path fill=\"white\" fill-rule=\"evenodd\" d=\"M24 257L27 259L26 255H24ZM28 260V259H27Z\"/></svg>",
	"mask_w": 264,
	"mask_h": 264
}]
</instances>
